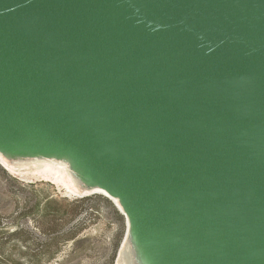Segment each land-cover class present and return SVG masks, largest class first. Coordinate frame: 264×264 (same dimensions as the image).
<instances>
[{
	"label": "water",
	"instance_id": "1",
	"mask_svg": "<svg viewBox=\"0 0 264 264\" xmlns=\"http://www.w3.org/2000/svg\"><path fill=\"white\" fill-rule=\"evenodd\" d=\"M0 154L117 199L132 264H264V0H0Z\"/></svg>",
	"mask_w": 264,
	"mask_h": 264
},
{
	"label": "rangeland",
	"instance_id": "2",
	"mask_svg": "<svg viewBox=\"0 0 264 264\" xmlns=\"http://www.w3.org/2000/svg\"><path fill=\"white\" fill-rule=\"evenodd\" d=\"M61 187L0 164V264H117L126 224L113 200Z\"/></svg>",
	"mask_w": 264,
	"mask_h": 264
},
{
	"label": "bare ground",
	"instance_id": "3",
	"mask_svg": "<svg viewBox=\"0 0 264 264\" xmlns=\"http://www.w3.org/2000/svg\"><path fill=\"white\" fill-rule=\"evenodd\" d=\"M0 162L7 170L15 171L24 180L41 179L49 180L59 184L63 193L69 197L84 196L92 193L103 194L107 196L106 191L100 189L85 190L81 187L78 179L75 177L68 164L62 160L54 158H31L21 160H9L0 154ZM115 203L118 200L111 197ZM119 246L117 264H132L130 247L127 240L122 241Z\"/></svg>",
	"mask_w": 264,
	"mask_h": 264
}]
</instances>
